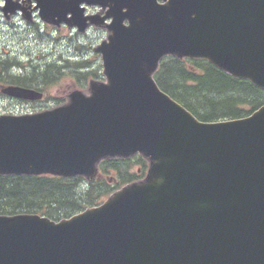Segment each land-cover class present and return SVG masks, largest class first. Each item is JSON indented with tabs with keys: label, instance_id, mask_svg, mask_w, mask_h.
<instances>
[{
	"label": "water",
	"instance_id": "water-1",
	"mask_svg": "<svg viewBox=\"0 0 264 264\" xmlns=\"http://www.w3.org/2000/svg\"><path fill=\"white\" fill-rule=\"evenodd\" d=\"M82 2L109 9L84 16ZM37 7L47 23L107 28L95 47L106 81L90 80L89 94L73 89L62 105L1 114L0 174L93 180L101 160L136 153L148 169L68 218L0 215V264H264V105L205 122L153 78L161 58L173 55L208 60L264 89V0H37ZM2 92L43 96L14 85Z\"/></svg>",
	"mask_w": 264,
	"mask_h": 264
},
{
	"label": "trees",
	"instance_id": "trees-1",
	"mask_svg": "<svg viewBox=\"0 0 264 264\" xmlns=\"http://www.w3.org/2000/svg\"><path fill=\"white\" fill-rule=\"evenodd\" d=\"M83 63L67 61V69L56 63L30 67L21 65L19 75H9L11 82L44 88L62 77L82 82L93 71H80ZM159 86L203 121L237 118L264 104V90L245 79L236 78L202 59L167 57L155 74ZM138 164L144 172L141 156L108 159L101 163L102 176L94 182L80 177L51 175H0V214L39 213L58 220L85 207L97 205L110 192L137 177L130 170ZM116 186L106 180L111 175Z\"/></svg>",
	"mask_w": 264,
	"mask_h": 264
},
{
	"label": "rangeland",
	"instance_id": "rangeland-1",
	"mask_svg": "<svg viewBox=\"0 0 264 264\" xmlns=\"http://www.w3.org/2000/svg\"><path fill=\"white\" fill-rule=\"evenodd\" d=\"M21 20H16L11 25L0 19V55L6 52V57L20 59L21 62L31 60V64L42 66L46 63H63L65 60L74 62L85 59L89 69H95L102 74L101 56L93 51L102 39L106 37L105 29L93 28L85 34H78L75 30L67 27L53 29L49 26L36 22L32 28ZM83 45V49H78ZM10 53V54H8ZM5 56V54L3 55ZM3 59V58H2ZM30 66L29 64H26ZM61 66V64H60ZM15 72H21L17 68ZM12 70V72L14 73ZM27 73L30 71L27 69ZM100 79V78H99ZM75 83L67 77H62L49 89V98L44 97L41 101L26 102L0 96L1 113H29L40 109L51 108L58 103L56 99H63L65 95L75 87ZM137 164L130 168L136 172ZM117 185V181L113 186Z\"/></svg>",
	"mask_w": 264,
	"mask_h": 264
},
{
	"label": "flooded vegetation",
	"instance_id": "flooded-vegetation-1",
	"mask_svg": "<svg viewBox=\"0 0 264 264\" xmlns=\"http://www.w3.org/2000/svg\"><path fill=\"white\" fill-rule=\"evenodd\" d=\"M5 0H0V19L3 20L6 24L11 25L12 23H14L16 20H21L22 22L25 23V21L23 20L22 17V7H24L25 10V15H33L35 17L34 21L31 23H28V25H30L29 27L32 28V26L39 21V17H38V10H36V8H34L36 1L35 0H9L6 4V8L4 9ZM14 6H21L19 7V9L15 12H12V9ZM99 10L94 7V6H85V13L84 14H92V13H96ZM69 16V15H68ZM48 26V25H46ZM61 28V27H60ZM8 50H6V52H3L2 54L4 55L5 53H7ZM3 61V60H2ZM3 63V62H2ZM5 69L7 70V74L9 75H16L18 74V72H12V70L14 71V69L17 66V63L14 61V58H9V56L7 57V62L4 63ZM18 69V68H17ZM20 74V73H19ZM1 95V93H0ZM3 97H7L5 95H1Z\"/></svg>",
	"mask_w": 264,
	"mask_h": 264
}]
</instances>
